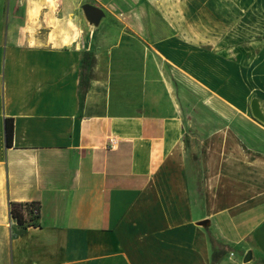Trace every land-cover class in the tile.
<instances>
[{"label": "crops", "instance_id": "crops-1", "mask_svg": "<svg viewBox=\"0 0 264 264\" xmlns=\"http://www.w3.org/2000/svg\"><path fill=\"white\" fill-rule=\"evenodd\" d=\"M239 15L264 0H0V264H264V49L224 54Z\"/></svg>", "mask_w": 264, "mask_h": 264}, {"label": "rangeland", "instance_id": "rangeland-1", "mask_svg": "<svg viewBox=\"0 0 264 264\" xmlns=\"http://www.w3.org/2000/svg\"><path fill=\"white\" fill-rule=\"evenodd\" d=\"M253 21L254 23H260L259 26L252 23V20H249L247 16L239 15L231 30L221 32L222 50L231 49V51L224 54H234L239 64H246L251 61L256 64V58L260 56L261 51L264 49V15H255ZM224 23L228 26V23ZM258 27L260 28L257 29ZM238 113L247 114L243 110H239ZM231 250L237 257H241L242 253L239 248L233 247Z\"/></svg>", "mask_w": 264, "mask_h": 264}, {"label": "trees", "instance_id": "trees-1", "mask_svg": "<svg viewBox=\"0 0 264 264\" xmlns=\"http://www.w3.org/2000/svg\"><path fill=\"white\" fill-rule=\"evenodd\" d=\"M13 137V121L12 119H5V144L7 147L12 145ZM10 217L22 229L27 227H38L40 217V203L36 201L31 202H10L9 203Z\"/></svg>", "mask_w": 264, "mask_h": 264}, {"label": "water", "instance_id": "water-1", "mask_svg": "<svg viewBox=\"0 0 264 264\" xmlns=\"http://www.w3.org/2000/svg\"><path fill=\"white\" fill-rule=\"evenodd\" d=\"M83 10L86 14V16L89 18V22L91 23H98L99 19L102 16L101 10H99L96 7L90 6V5H84ZM250 111L252 116L258 120L259 122H264V116L259 108V103L256 98H253L250 102ZM252 254L251 251H247L246 254L243 257V263H247L251 261Z\"/></svg>", "mask_w": 264, "mask_h": 264}, {"label": "built area", "instance_id": "built-area-1", "mask_svg": "<svg viewBox=\"0 0 264 264\" xmlns=\"http://www.w3.org/2000/svg\"><path fill=\"white\" fill-rule=\"evenodd\" d=\"M116 144H117V140H116L115 138H110V139L108 140L107 146H108L110 149H113V148H115ZM232 255H233V254L231 253L230 256H232Z\"/></svg>", "mask_w": 264, "mask_h": 264}]
</instances>
